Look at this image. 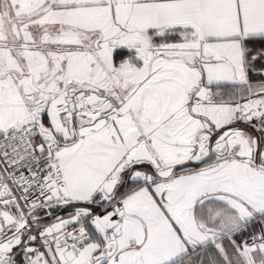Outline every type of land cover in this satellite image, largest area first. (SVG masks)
Wrapping results in <instances>:
<instances>
[{
    "label": "snow or ice",
    "instance_id": "snow-or-ice-1",
    "mask_svg": "<svg viewBox=\"0 0 264 264\" xmlns=\"http://www.w3.org/2000/svg\"><path fill=\"white\" fill-rule=\"evenodd\" d=\"M0 264H264V0H0Z\"/></svg>",
    "mask_w": 264,
    "mask_h": 264
}]
</instances>
